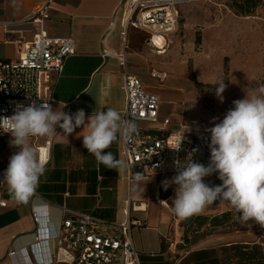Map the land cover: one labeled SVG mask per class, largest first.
I'll return each instance as SVG.
<instances>
[{
	"label": "crops",
	"instance_id": "1",
	"mask_svg": "<svg viewBox=\"0 0 264 264\" xmlns=\"http://www.w3.org/2000/svg\"><path fill=\"white\" fill-rule=\"evenodd\" d=\"M124 1L0 0L1 56L8 59L19 55L20 42L32 39L41 28L33 17L48 2L49 16L43 28L52 36H72L76 40L75 53L66 58L63 69L52 77L53 109L66 104L65 112L73 114L83 109L86 117L107 108L121 113L126 104L125 69L117 57L104 56L103 51L126 50V71L138 76L148 90L160 96V118L169 117L176 125L190 118L182 116L187 92L193 88L188 60H183L176 44H172L175 35L165 53L153 50L145 33L132 26L124 36ZM82 130L77 128L66 137L57 127L51 137L32 138L36 149L47 139L52 143L46 171L27 205L17 204L11 198L7 183L0 187L7 202L6 206L0 205V264H69L48 262L56 255L57 242L36 239L39 228L46 232L47 223L59 228L66 210L108 221H124L129 217L142 220L144 225L132 230L140 264L219 262L220 248L229 239L211 237L191 248L182 243L180 218L171 211L175 185L167 191L162 186V181L171 180L176 174L152 173L137 182L130 179L129 167L120 170L103 164L97 166L95 157L83 148ZM10 139V135L5 136L0 148L2 177L10 156L18 150L10 145ZM122 142L118 140L106 151L123 161ZM134 203L141 208L133 210ZM35 210L41 215L38 223L33 217ZM12 250L19 251L16 258L10 255Z\"/></svg>",
	"mask_w": 264,
	"mask_h": 264
},
{
	"label": "built area",
	"instance_id": "2",
	"mask_svg": "<svg viewBox=\"0 0 264 264\" xmlns=\"http://www.w3.org/2000/svg\"><path fill=\"white\" fill-rule=\"evenodd\" d=\"M194 1L208 0H125L122 21L124 36L132 26L145 33L153 50L163 51L180 30V5ZM48 7L47 2L33 17V21L39 22L41 28L34 32L32 39L20 42L17 57L3 58L0 52V116H11L18 103L41 104L43 100L49 99L51 105L52 77L63 69L66 58L75 53L74 37L52 36L43 28V22L49 16ZM103 55L117 57L125 69L123 89L126 104L121 115L124 121L137 126L132 139L123 141L121 146L123 161L130 170V179L135 178V173H143V176L152 173L177 174L175 162L179 160L178 166L184 167L188 162L185 158L190 153L193 161L207 166L210 159V133L206 129L210 127L196 118H186L176 125L169 117L160 122V96L148 90L138 76L126 71V50L115 52L107 49ZM185 125L189 130L184 132L180 144ZM7 135L10 134L0 133V148ZM51 143V139H47L37 147L46 164L51 155ZM177 147L181 148L178 152L172 149ZM194 149L197 151L193 152ZM205 182L210 185L222 183L216 174L206 177ZM5 184L0 176V187ZM218 203L221 202L211 205ZM0 205H7L1 192ZM140 208L141 205L133 204V210ZM66 212L59 228L47 223L46 232L38 229V242L48 239L57 242L56 255L48 262L140 264L132 230L134 226L144 225L142 220L129 217L124 221H108L89 213ZM33 217L37 223L40 222L38 211L33 212ZM10 255L16 258L19 251L12 250Z\"/></svg>",
	"mask_w": 264,
	"mask_h": 264
},
{
	"label": "clouds",
	"instance_id": "3",
	"mask_svg": "<svg viewBox=\"0 0 264 264\" xmlns=\"http://www.w3.org/2000/svg\"><path fill=\"white\" fill-rule=\"evenodd\" d=\"M216 84L215 94L222 103L226 85L223 81ZM48 100L41 104L18 103L11 116H0V133L10 134V145L18 149L10 156L3 173L9 195L17 204L29 203L46 171V163L32 145V138L51 137L57 127L66 137L82 127L83 148L95 157L97 166L120 170L128 167L106 149L118 140L130 141L137 131L135 123L124 121L115 108L95 111L86 117L83 109L73 114L65 112L66 104L53 109ZM233 105L222 121L215 123L217 118H213L214 126L206 129L210 133L207 166L193 161L190 153L184 167L178 166L179 160L175 162L177 174L162 181V186L165 191L176 186L171 211L180 219L198 215L220 201L233 209L242 223L253 221L264 228V85L251 94L246 91L245 97L234 100ZM188 130L185 125L180 144ZM213 174L222 183H206L205 178ZM143 179V173H135L137 182Z\"/></svg>",
	"mask_w": 264,
	"mask_h": 264
},
{
	"label": "rangeland",
	"instance_id": "4",
	"mask_svg": "<svg viewBox=\"0 0 264 264\" xmlns=\"http://www.w3.org/2000/svg\"><path fill=\"white\" fill-rule=\"evenodd\" d=\"M243 2L208 0L180 5L181 27L172 44L178 47L180 57L188 60L189 78L193 83L182 106V116L214 125L213 118H217L215 123L222 121L234 107V100L243 99L246 91L251 94L264 85V0H253L255 7L249 15L242 13ZM222 81L226 88L221 103L215 93L216 83ZM228 211L229 220L219 227L207 224L194 230L193 225L186 232L182 226L184 219H180L182 243H186L185 236L198 238L188 248L211 237H223L229 239L224 245L243 242L264 246V228L253 221L242 223L226 203L214 204L200 214L214 216Z\"/></svg>",
	"mask_w": 264,
	"mask_h": 264
},
{
	"label": "trees",
	"instance_id": "5",
	"mask_svg": "<svg viewBox=\"0 0 264 264\" xmlns=\"http://www.w3.org/2000/svg\"><path fill=\"white\" fill-rule=\"evenodd\" d=\"M240 7L244 15H249L255 7V2L253 3V0H244V2L240 4ZM211 207L212 205L206 207L205 210ZM230 215V211L214 216L198 214L184 219L182 226L186 228V232H188L189 228L193 225L196 226L194 230H198L207 224L219 227L229 220ZM184 238L186 243H183V245L185 247H187L188 244L192 245L196 243L198 239L197 237L190 239V237L186 236ZM220 254L221 258L217 264H264V246L261 243H230L220 248Z\"/></svg>",
	"mask_w": 264,
	"mask_h": 264
}]
</instances>
